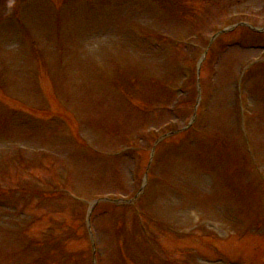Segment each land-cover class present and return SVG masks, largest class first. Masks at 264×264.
<instances>
[{
  "label": "rangeland",
  "instance_id": "rangeland-1",
  "mask_svg": "<svg viewBox=\"0 0 264 264\" xmlns=\"http://www.w3.org/2000/svg\"><path fill=\"white\" fill-rule=\"evenodd\" d=\"M237 23L264 0H0V264H264V31L211 41ZM205 52L194 145L155 142L193 118ZM257 60L248 150L232 92Z\"/></svg>",
  "mask_w": 264,
  "mask_h": 264
}]
</instances>
